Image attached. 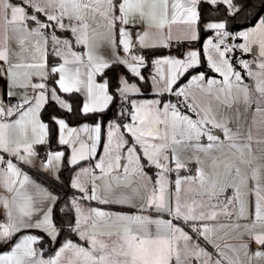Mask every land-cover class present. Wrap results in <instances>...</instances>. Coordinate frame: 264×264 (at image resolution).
Here are the masks:
<instances>
[{
  "label": "snow or ice",
  "instance_id": "snow-or-ice-1",
  "mask_svg": "<svg viewBox=\"0 0 264 264\" xmlns=\"http://www.w3.org/2000/svg\"><path fill=\"white\" fill-rule=\"evenodd\" d=\"M174 25L182 26L178 43L212 33L203 53L189 47L176 56L156 55V49L171 48ZM0 26V247L7 249L0 264H264V147L257 156L247 119L253 104L264 112V0H0ZM49 46L57 58L51 63ZM146 50H153L150 64ZM205 59L222 79L200 72L179 83ZM120 65L127 71L114 82H97ZM132 77L138 80L130 82ZM149 80L154 98L138 102L134 96ZM108 110L107 159L81 167L65 182V151L49 147L41 156L38 146L56 140L72 148L69 165L91 161L103 124L70 127L69 121ZM113 145L119 154L113 155ZM146 167L159 169L155 181ZM173 171L177 178L169 192L165 173ZM182 186L195 193L190 202L182 199ZM69 187L76 191L62 197L58 189ZM249 192L255 194L254 220L248 219ZM92 201L137 212H107ZM220 215L235 219L204 223ZM30 229L48 240L32 234L13 239ZM65 232L68 238L54 248ZM41 241L48 247H36ZM252 241L259 246L254 252Z\"/></svg>",
  "mask_w": 264,
  "mask_h": 264
},
{
  "label": "crops",
  "instance_id": "crops-1",
  "mask_svg": "<svg viewBox=\"0 0 264 264\" xmlns=\"http://www.w3.org/2000/svg\"><path fill=\"white\" fill-rule=\"evenodd\" d=\"M14 3L18 2V0H13ZM182 26L180 25H174L173 26V37L174 39L170 42L171 45H174L177 42V39H175V37H180L182 35L181 31H180V28ZM129 28H131V26H129ZM139 28V25L137 26V29ZM137 29H132L133 31V34H135V31ZM58 36H62V37H71V33L70 32H60L59 30H57V33H56ZM210 35V34H209ZM208 37V36H207ZM205 37L203 42L205 41V39L207 38ZM3 39H4V33H3V28L2 26H0V44H2L3 42ZM202 42V44H203ZM182 43H188L187 41H184ZM74 46V50L76 51H83V48L82 46L81 47H75ZM203 46V45H202ZM201 46V48H202ZM164 49H167V48H164ZM49 52L51 53V47L49 46ZM188 50V49H187ZM102 51L106 54V58H109L110 56V53H111V49L110 48H105V49H102ZM120 56H123L124 53H123V50L122 48H119L116 50ZM176 56L175 54H171L169 52H166L165 55L163 56ZM57 59L54 57V60ZM245 60H251L250 57L247 58L245 57L244 58ZM124 67V66H123ZM126 69V67H124ZM208 70H209V73L210 74H206L202 69H197L195 72H191L188 74L187 78L184 80V81H179L180 84H186L188 79L191 78V75H194V74H197V73H200V72H203L206 74V78H215V76L217 77L216 79H220V76L218 74H216L215 72H213L209 67H206ZM127 70V69H126ZM236 70L238 71H241L242 73H244V69L242 67H236ZM120 74V72H117L116 74V77ZM150 75V73L148 72L147 76ZM182 78V77H181ZM180 78V79H181ZM245 82L251 84L252 81H250L247 77V75L245 74ZM103 79L104 77L102 76H97V82H103ZM138 79V78H137ZM130 82H136V81H130ZM149 90H150V93H151V81L149 80ZM81 99H83V97H80ZM135 99H137L138 102L140 101H144V100H151L153 99V95L151 93V96L150 97H144L142 96V94H139L138 96H134ZM255 98V97H254ZM168 99H171L172 101H175L177 98L176 97H168ZM183 99V98H181ZM262 107H264V105H262ZM256 109V105L253 104L250 108L249 111H254ZM183 111H186V109H182ZM256 111V110H255ZM191 116H193L192 113H189ZM256 114H257V118H258V121L255 122L254 124H249L248 123V129L250 130V133H251V136H252V147H253V150L256 152L257 156L259 155V149L264 147V112H257L256 111ZM193 118H195L193 116ZM127 122H131L130 121V117L127 119ZM82 123H88L89 126H93L95 123H100V120H96L95 122H81V123H78L74 126H70V127H77V126H81ZM108 123L109 121H105L104 123V126H103V135H102V138H101V141L97 143V152H96V156L94 159H92L91 161L89 160H81L77 165H74L75 168L72 172L71 175H74L75 172H78L80 170L81 167H87L90 163L94 166L96 161L99 160L102 156H104V145L107 143V132H108ZM82 137L87 141V134L86 133H82L81 134ZM123 135L124 137L131 141L132 137L127 133V132H123ZM205 143H207V141L205 140L204 141ZM55 143L57 145L58 142L55 140ZM90 144V142H89ZM46 145H42V146H38L39 149H42L43 148H46ZM61 147V149H57V150H62V151H65V157H64V160L63 162L65 161V163L68 165V166H72V165H69V154L70 152L72 151V148L68 145H59ZM77 147H79V145H77ZM138 147V146H137ZM54 150V149H53ZM113 155H116V154H119V151L120 150H116L115 149V145H113ZM105 159H107V157H105ZM121 163H127V160H126V156H125V159L121 161ZM145 164H147V161H144ZM171 167H174V165H170ZM256 165L254 164L253 167H255ZM22 169L25 171V172H28V169L29 167L27 166H21ZM193 168H194V165H193ZM149 170V171H148ZM157 168L155 167H146L145 168V172H147L148 176L152 178L153 181H155V179L157 178L156 176V173H157ZM121 172H122V169H121ZM29 173V172H28ZM187 173H185L183 170H181L180 172V175L181 176H184L186 175ZM194 174V172H193ZM30 175V174H29ZM95 175L98 176V177H102V173L100 172L99 169H96L95 170ZM165 176L167 177V181H166V184H167V189L169 192H172L175 188V180L177 178V173L176 172H171V173H165ZM104 179H110V177L108 178H104ZM104 179H99L96 181V183L100 186H103L104 184ZM145 183V180L143 178H140L138 180V184L140 186H143V184ZM253 185L250 183L249 187H252ZM91 187V185L89 184V188ZM74 190V189H72ZM76 190H74L75 192ZM228 196H231L233 195V191L231 189H228L227 193H226ZM195 195V193L192 191L191 188H188L186 186H182V191H181V197L182 199H188L189 202H190V199L191 197H193ZM248 201V213H249V217L248 219L249 220H254L255 219V194L254 193H251L249 192L247 194V196L245 197ZM198 199V198H197ZM86 204L88 203L87 201L85 202ZM91 206L92 207H96V208H99L101 210H104V211H107V212H112V213H129V214H132V213H136L137 212V209L136 208H133V207H129L127 205H118V204H100L96 201H92L91 202ZM115 207V208H113ZM124 208V209H123ZM144 215H151L153 217H156L157 216V213L155 211H152V212H144L143 213ZM164 219H168V217L165 215L163 217ZM235 217L233 216L232 219L230 220L228 217H225L223 215H220L218 216V218L216 220H208V221H204V223L206 224H209V225H217V224H228V223H231L232 220H234ZM248 222V220H241L240 223H246ZM151 228V230H155V225H150L149 226ZM190 231V229H189ZM226 231V230H225ZM24 234H32V235H37V236H45V234L43 232H40L38 230H35V229H30V230H25L24 232H21V233H18L17 234V237H14L13 239H17L19 236L21 235H24ZM46 237V236H45ZM73 237H75L76 240H73L74 242L76 243H84L83 241H80L79 238L76 236V235H73ZM47 238V237H46ZM64 239L66 238H63L61 239L60 241H63ZM107 239V238H105ZM228 243H236L235 241H227ZM219 243L221 244V247H223L225 241H219ZM201 244H203V240H201ZM60 246V242L54 247V248H59ZM36 247H45L47 248V246L44 244H39V245H36ZM207 247V250L209 252H212L213 249L211 248V246H206ZM259 246L255 244L254 241H252L251 245H250V249L251 251H256L257 248ZM7 249L4 248V247H0V252H3V251H6ZM225 251H228V249H224ZM261 250H264V249H261ZM49 255L48 252H45V256ZM184 259V253L183 251H181V260L183 261ZM173 264H175V261H173Z\"/></svg>",
  "mask_w": 264,
  "mask_h": 264
},
{
  "label": "trees",
  "instance_id": "trees-1",
  "mask_svg": "<svg viewBox=\"0 0 264 264\" xmlns=\"http://www.w3.org/2000/svg\"><path fill=\"white\" fill-rule=\"evenodd\" d=\"M209 34L210 33L201 32L200 39L198 41L192 42L191 44H189V43H176V44H174L175 47H172L171 46V48H168V51L167 52H169L171 54L178 55V53H183L185 51V49L187 51V49L189 47H195V48H198L199 51L202 54V48H201L202 42H203V40H204L205 37L209 36ZM178 46H182V49H179ZM172 48H174V49H172ZM154 51H155V54L156 55H159V56H163V55L166 54L164 52V48H159V49H156ZM145 54H146V56L149 57V60H150L151 57H152V55H153V50H146L145 51ZM53 60H54V57L51 56V53L49 52V62L51 63ZM198 69H202L206 74H210L209 73V70L206 68L205 60H203V63L201 64V66ZM121 70H123L124 72L127 71L122 65L115 66V67H112V68H109V69L105 70V75L102 76V77L108 78V79H110V80H112L114 82L115 79H116L117 71L120 72ZM147 74H148V72H145V75L146 76H147ZM187 76H188V74H186L184 77H182L180 79V81H184L187 78ZM129 77H130V74H129ZM137 80L138 79L137 78H134V77L130 78V81H137ZM141 94L144 97H150L151 96V93H150V90H149V84L147 86H145V87H142ZM110 114H111V110H108V111H105V112H98V113H95V114H91L88 118L82 119L81 121H76V120L69 121V125L70 126H74V125H76L78 123H81V122H95L96 120H100V123H102L103 126H104L105 120L109 117ZM42 119L45 120V121H47V119H48L47 113H42ZM49 147L52 150L53 149L54 150L61 149V147L55 143V140H53L51 142V144L50 145L47 144L46 145V148H43V150L42 149H39L40 150V153H41V156H43L44 152L47 149H49ZM63 164H64V167L61 169V172H62L63 180L66 182L69 179V176L72 174L75 166H68L65 163V161L63 162ZM28 172H29V174L31 176H33L34 179L36 178V174L30 168L28 169ZM58 190L60 191V194H61L62 197H63V194L65 192H67L69 194V196L72 193H74V190H72L70 187L69 188H62V189H58ZM60 207H63V202H61ZM113 208H115V207H113ZM56 212H57L58 224H59L60 220L62 219V215L59 212V208H57ZM43 237H44V241H47L48 240V238H46L45 236H43ZM63 238H68L66 232L59 237L58 242L55 245H53V247H55L60 242V240L63 239ZM71 239L72 240H76L75 237H73V235L71 236ZM44 241H41V244H43V245L45 244L48 247V244L44 243Z\"/></svg>",
  "mask_w": 264,
  "mask_h": 264
},
{
  "label": "rangeland",
  "instance_id": "rangeland-1",
  "mask_svg": "<svg viewBox=\"0 0 264 264\" xmlns=\"http://www.w3.org/2000/svg\"><path fill=\"white\" fill-rule=\"evenodd\" d=\"M13 2H14V1H13ZM211 35H212V33H210L209 36H211ZM209 36H208V37H209ZM208 37H207V38H208ZM207 38L205 39V41L203 42V44L206 42ZM203 44H202V45H203ZM172 47H175V46L172 45ZM178 48H179V49H182V46H178ZM172 49H174V48H172ZM167 51H168V48H167V49H164V52H165V53H166ZM185 51H186V49H185ZM185 51H184V52H185ZM173 53H174V52H173ZM202 53H203V46H202ZM229 56H232V54L229 53ZM236 56H242L243 59H244L245 57H247V58L250 57V59H252L251 54H241V53L237 52V53H236ZM149 63H150V60H149ZM233 63L235 64V67H241L238 63H236L235 60H233ZM205 65H206V67H208V66H207V61H206V59H205ZM117 72H119V71H117ZM215 73H216V72H215ZM216 74H218V73H216ZM218 75H219V74H218ZM215 78H217V77L215 76ZM220 79H222V77H220ZM187 114L190 115L189 113H187ZM190 116H191V115H190ZM111 118H112V111H111V114L109 115V117H108L105 121H110ZM247 119H248V123H249V124H254L255 122H257V121H258V118H257L256 111H255V110L252 111V112L249 111L248 114H247ZM137 146H138V145H137ZM138 147H139V146H138ZM113 153H114V151H113ZM71 155H72V151H71L70 154H69V159H70ZM124 155L127 156V153L125 152ZM104 157H107L105 153H104ZM156 171L158 172L159 169H157Z\"/></svg>",
  "mask_w": 264,
  "mask_h": 264
}]
</instances>
